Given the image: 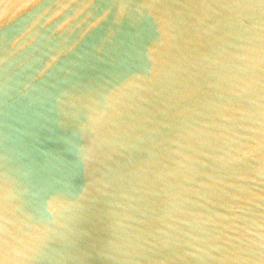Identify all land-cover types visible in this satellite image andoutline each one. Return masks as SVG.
<instances>
[{
    "label": "water",
    "instance_id": "water-1",
    "mask_svg": "<svg viewBox=\"0 0 264 264\" xmlns=\"http://www.w3.org/2000/svg\"><path fill=\"white\" fill-rule=\"evenodd\" d=\"M0 264H264V0H0Z\"/></svg>",
    "mask_w": 264,
    "mask_h": 264
}]
</instances>
